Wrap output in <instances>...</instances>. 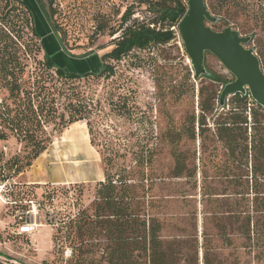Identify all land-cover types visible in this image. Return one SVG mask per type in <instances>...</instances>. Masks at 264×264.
I'll list each match as a JSON object with an SVG mask.
<instances>
[{"label":"rangeland","instance_id":"1","mask_svg":"<svg viewBox=\"0 0 264 264\" xmlns=\"http://www.w3.org/2000/svg\"><path fill=\"white\" fill-rule=\"evenodd\" d=\"M23 1L34 13L41 41L32 35L24 9L13 0H0V17L4 20L0 31L7 34L0 39V50L4 49L0 61L12 69L20 87L12 97L0 71V164L14 158L22 168L28 161L32 167L40 162L48 179L65 181L23 188L18 174L5 183L6 201H0V264H108L104 229L96 228L97 233L88 238L83 227L84 220L95 210L98 185L105 180L103 144H111L119 151L127 170L134 166L133 152L144 145L154 149L152 167L144 171L150 177L137 192L139 211L141 218L147 222L153 218L159 226L158 236L172 246L178 264H264V248L249 250L240 234L239 213L247 208L234 195L237 187L227 179L245 169L229 160L227 149L214 137L211 117L202 134L195 123V138H190V120L193 115L198 116L199 89L208 86L210 80L190 76V64L178 32L166 44L133 50L119 62L105 61L114 67V75L109 79L89 76L61 80L43 65L40 42L43 40L47 47L54 45L51 32L34 2ZM140 2L53 0V20L68 51L75 55L95 52L101 57L112 48V40L120 32L112 37L98 33L99 24L116 27L129 6L135 9L131 20H152L153 13ZM205 3L209 12L219 18L207 26L216 32L231 27L241 36H252L246 47L252 48L264 63V0ZM64 63L63 67L73 73H80V69L81 73L100 70L96 57L85 59L86 65L70 60ZM205 65L211 74L232 79L210 53L205 56ZM216 87L221 90L223 85ZM69 90L91 105L89 120L94 145L90 144L83 122L57 132L58 114L63 112ZM29 99L33 110L38 102L44 106L41 121L44 116L50 119L36 128V137L43 142L49 138V143L45 141L47 148L35 160H31L30 144L5 121L8 115L12 117L16 111L28 109ZM52 108L55 113H51ZM174 150L185 153L191 179L174 177ZM250 167L251 162L249 171ZM136 176L131 167L129 178L134 180ZM9 184H17L20 189L15 205L9 203ZM217 221L225 226L229 246L218 234ZM138 261L147 264L144 257Z\"/></svg>","mask_w":264,"mask_h":264},{"label":"trees","instance_id":"2","mask_svg":"<svg viewBox=\"0 0 264 264\" xmlns=\"http://www.w3.org/2000/svg\"><path fill=\"white\" fill-rule=\"evenodd\" d=\"M13 1L24 9L31 23L32 35L41 41L34 13L27 2L23 0ZM32 1L36 5L35 7L38 8V14L42 15L47 28H49L51 32L50 40L54 44L47 47L43 40L40 42L43 50V65L45 69L53 71L57 78L67 81L89 76L109 79L114 75V67L112 64L105 63V61L119 62L133 50L144 51L151 45L166 44L175 39V34L178 32V23L187 10L186 0H142L140 3L145 5L149 12L153 13L154 18L139 22L138 20H131L135 9L133 6H129L122 13L120 22L116 27L107 28L102 23L97 27L98 33H106L110 37L120 32L119 36L112 40V48L99 57L95 52L75 55L68 51L64 47L59 29L53 20L55 15V9L52 8L53 0H46V2L44 0ZM224 3L226 2L224 1ZM3 22V17H0V24H4ZM165 26L167 28H164ZM5 35H7L5 32L0 31V39ZM246 37H250L252 41V36ZM3 52L4 49L0 50V55ZM90 57H96L100 60V70L98 72L81 73L80 69V73H73L63 67L66 64L64 62L68 60L86 65L85 59ZM259 61L264 70L263 61L260 59ZM92 63L95 64V60ZM190 68H188V72L196 80ZM0 71L6 78L10 95L14 97L20 88L15 73L6 63L1 61ZM207 72L210 75L202 77L210 80V84L206 87L201 86L199 89L198 116L196 118L193 115L190 120V138H195L194 124L197 123L202 134L204 126L207 125V119L211 117L213 119L214 137L218 142H222L227 149L229 160L236 163L240 169L242 167L245 169V172L238 175L233 174L231 177L227 176V179L233 187H237L234 190V195L247 208V210L239 213L240 223L238 229L240 234L248 243L249 250H260L264 248V190H260V187H264V109L258 106L248 95L241 94H235L227 98L224 106L220 109L219 97L221 90L215 88V85L224 86L233 78L226 79L213 75L208 70ZM59 91H62V89ZM70 91L72 90H69V94H65L66 105L63 112L58 114L57 132L60 133L69 125L83 122L88 130L90 144L94 145V133L89 120L91 105ZM5 111L10 112L8 108ZM55 112L56 110L52 108L51 113ZM43 114L44 106L42 103L38 102L35 110H33L32 102L29 99L28 109H20L12 117L8 115L5 120L7 125L32 147L31 160H35L47 148L45 141L49 143V138L43 142V140L36 137V128L50 121L46 116L41 121L40 117ZM102 148L104 149L102 161L105 180L98 185L93 215L83 222V227L85 226L84 235H89L87 237L91 238L92 234L97 233L96 228H99V231L100 228L104 229L103 232L107 241L105 252L108 257V264H139V257H144L147 264H178L172 246L165 244L159 238V226L153 218H150L148 222L146 219L141 218L139 211L141 204L137 192L138 188L141 189L143 181H148L150 177V174L146 176L144 171L150 170L152 167L155 155L154 149L152 146L144 145L133 152L132 164L134 166H130L129 171L124 165L123 156L119 154V151L112 148L111 144H103ZM250 152L252 156L249 155ZM172 157L174 160V177L184 176L191 179L193 175L187 169L185 153L174 150ZM120 159H122L121 162ZM250 162L252 167L249 171L248 163ZM30 165V161H28L22 168L15 158L14 160L4 161L0 164V182L11 181ZM131 167L134 175H137L134 180L129 178ZM149 181L152 182V180ZM134 182H138V184L134 185ZM17 186V184L12 186L10 193L11 205L16 204V195L20 192ZM26 186L33 185H23V188H26ZM248 196H252V198L248 199ZM216 228L222 241L229 246L231 242L224 224L217 221ZM90 241L92 240L89 239ZM205 258L207 259L206 254Z\"/></svg>","mask_w":264,"mask_h":264},{"label":"water","instance_id":"3","mask_svg":"<svg viewBox=\"0 0 264 264\" xmlns=\"http://www.w3.org/2000/svg\"><path fill=\"white\" fill-rule=\"evenodd\" d=\"M186 1L187 10L177 29L194 77L210 75L204 63L205 55L210 53L233 78L221 89L220 109L235 94L248 95L264 109V73L254 50L246 47L251 38L231 27L220 32L212 30L207 23H215L217 18L211 15L205 0Z\"/></svg>","mask_w":264,"mask_h":264},{"label":"crops","instance_id":"4","mask_svg":"<svg viewBox=\"0 0 264 264\" xmlns=\"http://www.w3.org/2000/svg\"><path fill=\"white\" fill-rule=\"evenodd\" d=\"M72 139H75V137H72ZM77 140V139H76ZM84 146V145H83ZM86 146V145H85ZM31 167V168H30ZM30 169H27L26 171L22 172L19 175V178H21V183L24 185H43L46 184L48 181L50 182H63V180H56L54 178L48 179L46 174L43 172V170L40 167V162L35 163V166H30Z\"/></svg>","mask_w":264,"mask_h":264},{"label":"built area","instance_id":"5","mask_svg":"<svg viewBox=\"0 0 264 264\" xmlns=\"http://www.w3.org/2000/svg\"><path fill=\"white\" fill-rule=\"evenodd\" d=\"M2 183H3V185L0 186V201H1L2 203H5V201H6V197H5V195H4L3 187H5V183H8V182H2ZM9 186H10V187H9L10 190H9V194H8V196L10 197V193H11V190H12V185L9 184ZM9 203L11 204V200H10Z\"/></svg>","mask_w":264,"mask_h":264}]
</instances>
